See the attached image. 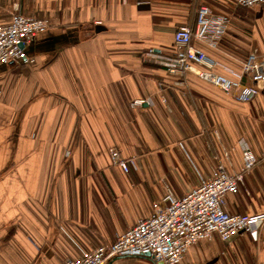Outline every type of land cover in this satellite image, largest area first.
<instances>
[{"label":"crops","instance_id":"crops-1","mask_svg":"<svg viewBox=\"0 0 264 264\" xmlns=\"http://www.w3.org/2000/svg\"><path fill=\"white\" fill-rule=\"evenodd\" d=\"M204 3L230 19L217 50L202 46L210 57L235 73L253 53L264 59V4L0 0V26L16 14L48 24L25 48L34 64L0 66V264H65L79 247L112 245L163 204L164 180L182 197L221 163L240 172L245 143L258 162L226 209L264 214V84L243 103L167 70L175 33L195 30ZM112 149L137 169L114 167ZM251 237L200 242L182 264H264V239Z\"/></svg>","mask_w":264,"mask_h":264},{"label":"built area","instance_id":"built-area-1","mask_svg":"<svg viewBox=\"0 0 264 264\" xmlns=\"http://www.w3.org/2000/svg\"><path fill=\"white\" fill-rule=\"evenodd\" d=\"M232 1L243 8L264 4V0ZM197 23L195 30L183 26L175 33L177 50L170 58L168 73L183 78L197 72L200 78L232 94L238 101L251 102L259 94L255 85L264 84V59L253 53L243 63L241 72L235 73L202 48L218 49L229 27V17L215 13L204 3L198 6ZM47 29L45 21L20 14L14 15L9 25L0 26V66L19 61L34 64L35 60L27 55L25 48ZM220 70L234 78L218 73ZM136 103L141 105L145 101ZM228 156L226 153V160ZM243 156L244 166L240 172H229L227 163H221L212 169L208 178L200 180L198 187L182 197H178L170 185H165L163 204H154L150 218L139 221L112 245L96 249L79 247L81 256L65 264H108L117 258H149L155 264H182L188 251L200 242L218 237L229 244L233 237L244 233L256 238L258 230L264 226V214H231L226 209L228 196L239 194L246 174L258 162L246 143ZM110 159L114 167L126 174L137 169V159H124L117 149L110 150Z\"/></svg>","mask_w":264,"mask_h":264},{"label":"rangeland","instance_id":"rangeland-1","mask_svg":"<svg viewBox=\"0 0 264 264\" xmlns=\"http://www.w3.org/2000/svg\"><path fill=\"white\" fill-rule=\"evenodd\" d=\"M217 132H214V134H216ZM219 136V135H218ZM169 180L168 179H166V181L164 180L163 181V187L165 188V185H170V183L168 182ZM261 205L262 206H264V197H262L261 198ZM249 235H252V234H249ZM247 236V235H246ZM248 237V236H247ZM257 238H259V239H264V226L262 227V228H260L259 230H258V234H257V236H256ZM250 238H252V237H250ZM258 239V240H259ZM135 260V259H134ZM150 263V262H149ZM150 264H152V263H150Z\"/></svg>","mask_w":264,"mask_h":264},{"label":"trees","instance_id":"trees-1","mask_svg":"<svg viewBox=\"0 0 264 264\" xmlns=\"http://www.w3.org/2000/svg\"><path fill=\"white\" fill-rule=\"evenodd\" d=\"M241 190H242V189H240V192H241ZM240 192H239V193H240ZM246 235L249 236V237H251V235H249V233H248V234H247V233L242 234V236H246Z\"/></svg>","mask_w":264,"mask_h":264},{"label":"water","instance_id":"water-1","mask_svg":"<svg viewBox=\"0 0 264 264\" xmlns=\"http://www.w3.org/2000/svg\"><path fill=\"white\" fill-rule=\"evenodd\" d=\"M118 259H120V258H117V259H115V260H118ZM114 261V260H113Z\"/></svg>","mask_w":264,"mask_h":264}]
</instances>
